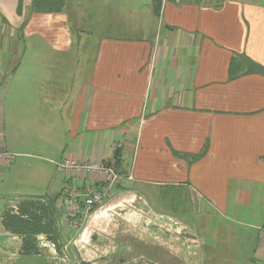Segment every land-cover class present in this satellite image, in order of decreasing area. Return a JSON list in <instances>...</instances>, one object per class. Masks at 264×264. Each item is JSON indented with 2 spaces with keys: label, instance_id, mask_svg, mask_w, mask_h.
Listing matches in <instances>:
<instances>
[{
  "label": "crops",
  "instance_id": "obj_1",
  "mask_svg": "<svg viewBox=\"0 0 264 264\" xmlns=\"http://www.w3.org/2000/svg\"><path fill=\"white\" fill-rule=\"evenodd\" d=\"M84 7L92 11L81 20ZM23 70L25 81L13 84ZM10 74L0 86L3 151L16 147L5 137L9 128L30 126L17 142L28 149L34 139L49 165L62 158L113 164L120 149L119 171L132 175L90 214L84 243L94 234L114 237L110 211L129 201V214L165 237L137 229L157 245L145 253L138 237L127 248L143 264H261L264 0H65L61 11L48 13L36 12L33 0H0V76ZM9 169H1L0 183ZM64 178L57 191L38 183L25 188L31 193L15 186L16 194L59 199ZM172 199L182 205L164 217L156 207H173ZM207 212L214 213L212 228L199 224ZM61 217L55 210L53 219ZM20 239L0 224L2 245L20 246Z\"/></svg>",
  "mask_w": 264,
  "mask_h": 264
},
{
  "label": "rangeland",
  "instance_id": "obj_2",
  "mask_svg": "<svg viewBox=\"0 0 264 264\" xmlns=\"http://www.w3.org/2000/svg\"><path fill=\"white\" fill-rule=\"evenodd\" d=\"M79 2H84V6H86V3L88 0H78ZM86 13L82 14L81 16V20L83 18L84 15L88 14L90 11H92V9L90 11H88L87 7L82 8L81 11H84ZM71 16V21L73 20V16L71 14H69ZM76 33V32H75ZM81 36V34H79ZM89 56H92L93 54L90 53L88 54ZM28 67V66H27ZM29 69H32V65L29 66ZM8 77H12L11 74L9 76H5L4 78H2V80L4 79H8ZM25 75H24V70L21 72L20 76H15L13 84L18 85V80L21 81H25ZM28 83V82H27ZM9 103V102H8ZM5 106V105H4ZM10 106L14 109L15 106V101H10ZM4 108V107H3ZM39 112H45L44 110H40ZM31 128L30 126H17L16 128L13 129V132H11L10 128L9 131L5 133V137L7 139L8 142H14L16 143V147L12 150L13 153L12 154H8V156H6L2 162H1V166H2V170L5 168L10 167V169L8 170V175L3 178L2 182L0 183V209L2 212L8 210L9 208H5L6 206H9L12 203H18L21 199H23V197L17 196L19 194L17 193V190L15 188V186L20 187V191H22L23 193H31L29 192L30 190H27L28 188H31L38 185V183H42L47 184V183H51V185H54L53 187V191H57L60 188L61 185V181L63 180V175L64 172L60 171L59 169H57L56 167H54V165H49V163L45 160L44 154L42 152H40L38 150V148H36L35 145V141L34 139L32 140V142L29 143V148L26 149L25 146L21 145V141L17 139L18 137L22 134V132L25 130V133L23 134H29L32 133L31 131H29L28 129ZM0 140L3 141V138L1 139L0 136ZM24 141H25V137H24ZM42 144H44V142H41ZM21 153H26L28 156H21ZM130 158H131V154L128 153V151L125 150L123 159L124 162L126 163V165H128L130 163ZM47 162V163H46ZM130 173V172H129ZM128 173V174H129ZM77 177L79 178H88V179H93L95 176L94 175H78ZM51 181V182H50ZM123 182H121L119 184V186H117L114 192H117L116 189L118 187L121 186ZM45 186V185H44ZM133 186H136V184L133 183ZM48 187V184H47ZM27 188V189H25ZM19 191L20 195L21 192ZM180 193L185 194L186 190H180ZM42 193L39 192V194L37 192H35L33 194V197H43V198H47L48 196L46 195H41ZM176 194V193H175ZM127 194H119L118 196L120 198L126 196ZM51 196V195H49ZM24 197H28V196H24ZM114 197V196H113ZM112 197V198H113ZM177 198H175L176 200ZM182 200L184 201V199L182 198ZM115 201V199H114ZM178 201V200H177ZM133 203V202H132ZM184 203H186V201H184ZM172 204L173 207L168 206V208H161L160 206H157L156 208L162 211H165L161 214H163L164 217H167V214H169V216L174 215V213L178 214V210L180 205L182 204H176L173 202V199L171 200L170 203H168L167 205ZM128 205H132L129 201H121V203L114 209H112L110 211L111 214H115V218H113V222H112V226H111V230L112 233L114 234V237H109L110 241L113 242V245L115 246L116 242H121L120 240H122V238H127V241L132 242L137 240V238L139 237V242L136 243L137 246H139V248H141V250L143 249L145 251V253H147V249L151 246L155 247L157 245L149 243L146 240V237H144L143 235H146V233H149L150 236H154V237H158L160 239H165V237L160 235V232H158V234L154 231H157V229L155 230L154 228H157L156 226H153L154 228H150V225L147 224V227L144 228V225H142L141 223H136V218L133 221V217H125L124 212L127 208L126 206ZM165 205V204H163ZM179 205V206H178ZM1 213V212H0ZM109 212H106L104 214H102V217H109L110 216ZM214 216V213L212 212H207L204 214L199 215V224L202 223V221H205V223L207 225L211 224L210 226H206V227H210L212 228L215 225V222H212V217ZM174 217V216H172ZM218 217H216L217 219ZM164 220H166V218H164ZM248 220L251 221V218H249ZM59 225V231H60V235L57 232V228H56V232L59 235V239H61L62 241L66 240V241H73L75 242V244H77V248H81L80 246H83V249H80L81 254H83L84 259H86V261L89 262V264H101L100 258L102 254H107L109 252V250L107 249L105 244H100V243H106V244H110V242L107 240V238L105 239V237L97 235L98 240L94 243L87 241V243H83V239H81V236L79 238L78 232L75 230V228L69 226L67 219L62 216L61 219L58 220ZM87 225H89L87 222L85 224L86 229H87ZM138 226L139 230H142L143 235H140L137 233V229H135V227ZM143 227V229H142ZM85 229V230H86ZM151 229V230H150ZM145 230V231H144ZM239 230V229H237ZM152 233V234H151ZM208 234H212L211 230H207ZM61 236V238H60ZM234 236H237V232L234 231ZM17 238V237H16ZM15 237H12V239H16ZM20 238V237H19ZM131 239V240H130ZM21 240V239H20ZM6 240L3 241V243H5ZM12 243L8 244V245H2V248L0 246V260L3 261L4 264H7L4 262V260L7 258L8 264H47L44 261H39L37 260V258H41V257H37V256H23L22 253H20V246L15 247L14 246V241H11ZM41 242V241H40ZM44 244L41 245L40 250L42 252H48V250L52 249L53 252H56L54 246L52 244H45L47 242L46 238L43 239L42 241ZM63 246V245H62ZM180 244H177L176 247L177 249H179ZM113 247V246H112ZM19 249V250H18ZM260 245L257 243V250L260 252ZM1 250H7V252H5V254L1 253ZM121 252L123 250H120ZM154 251V250H152ZM234 251L236 252H242L241 249L239 247H236L234 249ZM57 253V252H56ZM59 254V253H57ZM175 254H177L175 252ZM187 255V252L185 253ZM210 254V251H209ZM215 255V254H214ZM130 257V256H128ZM166 256H163V258H165ZM216 257V255H215ZM256 259V257H254ZM211 262L213 263H218L219 262V258H215V259H210ZM258 262L257 263H261L264 264L263 260H259V258H257ZM256 260V261H257ZM255 261V262H256ZM210 262V263H211ZM139 263V262H138ZM139 264H143V263H139ZM187 264V262H186Z\"/></svg>",
  "mask_w": 264,
  "mask_h": 264
},
{
  "label": "built area",
  "instance_id": "obj_3",
  "mask_svg": "<svg viewBox=\"0 0 264 264\" xmlns=\"http://www.w3.org/2000/svg\"><path fill=\"white\" fill-rule=\"evenodd\" d=\"M172 1L183 4L190 0ZM6 156L8 154L0 147V172L1 162ZM54 165L65 175L59 199L55 201V210L58 215L64 216L69 226L75 228L78 233L84 228L90 214L111 201L114 189L122 181L132 179L131 173L123 176L114 164L106 161L92 162L62 158ZM81 174L94 175L95 179L77 177ZM69 243L71 240L68 241ZM257 243L260 245L261 250H259L264 262V226L258 228ZM67 245L64 248H67Z\"/></svg>",
  "mask_w": 264,
  "mask_h": 264
},
{
  "label": "trees",
  "instance_id": "obj_4",
  "mask_svg": "<svg viewBox=\"0 0 264 264\" xmlns=\"http://www.w3.org/2000/svg\"><path fill=\"white\" fill-rule=\"evenodd\" d=\"M65 0H33V9L36 12H58L61 11ZM2 78L0 76V86ZM120 150V149H119ZM117 150L115 153L114 166L119 171L120 162ZM119 186V185H118ZM55 198L28 196L21 199L15 208L0 214V224L11 234L22 239L20 253L23 256H33L39 254L36 245V237L42 236L47 242H51L54 248L62 246L59 235L52 221L55 212Z\"/></svg>",
  "mask_w": 264,
  "mask_h": 264
},
{
  "label": "flooded vegetation",
  "instance_id": "obj_5",
  "mask_svg": "<svg viewBox=\"0 0 264 264\" xmlns=\"http://www.w3.org/2000/svg\"><path fill=\"white\" fill-rule=\"evenodd\" d=\"M132 208L135 209V207H132ZM133 209L132 210L126 209L125 211H123L124 214H125L124 216L125 217H129V216L133 217V220H135V218H136V222L138 221V219L139 220L142 219V225H144V227H145L146 223H145V221H143V218L141 217V215H139L137 213L135 215H130V214L134 213V212L131 213L133 211ZM126 214H128V215H126ZM137 223L139 224V222H137ZM156 227L160 228L158 226H156ZM135 229H137V227H135ZM177 230L178 229L175 226L174 230H172L173 233H169V234H172L174 236V235H176V232L178 233ZM174 232H175V234H174ZM166 233H167V231H166ZM97 235L98 234H94V235L90 236L88 238L89 243L90 242H92V243L96 242L98 240ZM108 241L110 242V244L100 243V244H105L107 249L109 250V252L107 254H102L101 255V258H100V260H102L101 264H139L141 262V260L143 259V258L142 259H133L128 254V252L124 251L126 248L130 249L129 247H131V243L133 242V240H132V242H129V244H124L122 242H120V243L116 242L115 246L113 245L112 241H110V240H108ZM62 248H63V246H60L58 249L55 248V250H56L57 253L60 254ZM128 249H127V251H128ZM120 250H123V251L121 252ZM59 254H57V258L54 257L53 260H51V258L49 257L50 259L48 258L47 260L52 261V264H62L61 260L58 258ZM128 256H130V257H128ZM103 257H105L106 259H103Z\"/></svg>",
  "mask_w": 264,
  "mask_h": 264
},
{
  "label": "water",
  "instance_id": "obj_6",
  "mask_svg": "<svg viewBox=\"0 0 264 264\" xmlns=\"http://www.w3.org/2000/svg\"><path fill=\"white\" fill-rule=\"evenodd\" d=\"M52 221L55 224V227L57 228V231L60 235L59 225L57 224L58 218H54V219H52ZM85 229H86V226H84V228L78 234H80V233L82 234ZM80 236L81 235H79V238H80ZM60 238H61V236H60ZM85 243H87V242H85ZM60 244L63 245V248L61 249V252H60L58 258L61 260L62 264H89V262L86 261V259H84L83 254H81V252H80V249H83V246H80L81 248H77V244H75L74 240L68 244V241H66V240L62 241L60 239ZM41 245H42L41 242H38V244H37L38 250L40 252L42 259H44L42 261H44L47 264H52V261L46 260V259L49 256H50L51 260H53L54 257L57 258V253L53 252V254H54V256H53V255H51V250L50 251L48 250V252H42L40 250ZM66 245H67V248H64V246H66ZM124 251L127 252V248ZM103 259H106V258L103 257ZM100 261H102V260H100Z\"/></svg>",
  "mask_w": 264,
  "mask_h": 264
}]
</instances>
